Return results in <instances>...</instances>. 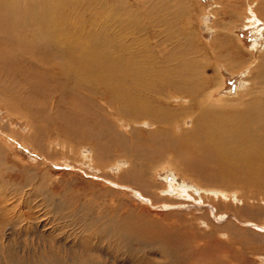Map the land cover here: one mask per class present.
Instances as JSON below:
<instances>
[{
  "label": "rangeland",
  "instance_id": "rangeland-1",
  "mask_svg": "<svg viewBox=\"0 0 264 264\" xmlns=\"http://www.w3.org/2000/svg\"><path fill=\"white\" fill-rule=\"evenodd\" d=\"M74 3H80V12L87 14L85 18L80 15L81 23L83 19L93 23L90 15L109 31L116 22L134 26V34L117 30L110 33L117 34V39L144 41L152 48L149 64L159 62L161 67L162 61L166 63L164 57L174 52L173 43H167L168 34L178 38L177 29H181L180 40L184 43L185 36L189 40L186 48L177 52L189 55L197 47L201 61L210 60L208 91L213 93L214 104L228 103V109L232 105L242 107L244 101L257 94L258 87L264 92V67L258 70L260 63L264 64V0ZM254 14L260 22L247 26ZM217 32H225L230 37L228 42L240 53L233 72L225 66L233 60L230 57L219 65L216 87L213 65L215 57L224 54L217 47L224 36ZM140 46L143 48L137 51L138 56L146 58L147 50L142 43ZM23 50L32 55L25 57L20 76L18 73L10 82L0 79V208L9 211L0 218V264L10 261L7 252H11L12 259L23 254L16 257L21 262L17 264H37L48 249L54 252L60 242L86 247L84 252L66 254L67 264H132L141 257L162 264L171 256L166 243H161L167 240L174 242L180 252V262L174 264H264V226L258 223L262 222L260 210L264 211V180L232 179L231 170H226V164H232L230 160L222 164L207 161L201 148L198 152L192 148L189 152L193 150L194 155L183 152L184 159L176 156L174 160L178 147L169 144L173 154L153 157L151 147L168 145V138L161 141L155 136L154 126L158 125L135 122L118 109L109 108L107 98L85 97L87 93L73 83L72 66L70 73L60 76L66 63L60 49L33 45ZM65 76L68 83L63 85ZM244 90L250 91L249 96ZM187 103L186 99L168 102L170 109L178 108L182 120L188 116L182 113ZM192 128L190 117L171 130L169 138ZM86 133L97 136L96 141L85 138ZM87 156L93 157V164L86 161ZM199 159L206 161L198 163ZM171 160L174 162L170 166L167 161ZM140 165L148 173L145 181H140L137 174ZM167 181L174 184V190L191 194L192 202L173 199L171 194V200L179 201L177 204L150 195L141 197L145 188L157 195L162 190L158 196L166 197L163 188L168 189ZM224 189L231 192L233 201L221 199L219 193ZM35 190L38 193H33ZM213 193L217 195L213 197ZM197 205L201 206L194 209ZM29 213L39 217L36 225L28 220ZM110 229L114 230L112 234Z\"/></svg>",
  "mask_w": 264,
  "mask_h": 264
},
{
  "label": "bare ground",
  "instance_id": "bare-ground-1",
  "mask_svg": "<svg viewBox=\"0 0 264 264\" xmlns=\"http://www.w3.org/2000/svg\"><path fill=\"white\" fill-rule=\"evenodd\" d=\"M74 2L76 0H0V39L2 38L0 43V79H7L10 82L11 78L14 80L18 77V73L20 76V68L26 60L25 57L28 56L30 58L32 55L28 50H23L26 46L56 47L63 52V58L66 60V63L61 67L60 76L65 75L67 72L70 73L72 66V79L75 80L73 83L87 93L85 97L94 99L96 97L107 98L106 104L109 108L118 109L121 114L132 118L135 122L141 121L142 125H151L153 123V125L159 126V128L154 126V134L161 141L168 138V145L156 148L151 147L149 152L152 153L153 157L165 158L167 155L173 154L172 148H168L169 144L178 147L174 151V160L176 156H179L177 158L179 160L184 159L185 157H181L184 154L183 152L187 156L194 155L193 150L192 152L189 151L194 148L195 152H198L201 148L207 161L210 160L222 164V161L230 160L229 163L232 164H226L228 166L226 170H228L227 172L231 170L233 176H229L232 179L251 178L257 181L264 180V92L262 87H258L257 94L254 97L251 95L252 100L248 101L245 98L247 101L243 102V98L241 100L243 102L242 107L241 105H236L237 107L233 105L229 107L227 105L228 109L226 107L228 103L214 104L215 101L212 100L213 93L208 91L210 79L212 78L207 75L210 60L201 61L202 59L198 57V54L201 55V51L197 47L194 49L193 54L190 53L191 55L177 52L186 48L189 40L186 36L183 37L184 43L180 40L181 29H177L178 38L170 34L167 36V43L168 45L173 43L174 52L164 57L166 63L162 61L163 59L161 60L163 67L159 65V62L153 61L149 64V51L152 48H148L144 41L141 42V40L134 38L127 40L124 37L117 39V34L110 33L113 31L116 33L115 30L117 32L126 31L132 33L134 26H128L124 22H116L112 25L113 30L109 31L106 26H99L90 15H88L89 19H93V23H88L84 19L81 23L80 15H83L79 10L81 5ZM84 11L87 12L86 9ZM85 14L82 18L86 17L87 14ZM154 14L157 15L156 13ZM251 18V20L248 19L247 26L255 25L256 21L260 22L259 19H256L257 15L255 14ZM94 29H96V32L92 33L91 30L93 31ZM225 30L226 28H224ZM135 33L140 34L141 31ZM218 34L224 36L222 40H218L219 45H217L224 54L216 56V63L213 65V72L216 78L213 77V79L217 80L214 85L216 87L219 85V65L230 57L233 60L227 61L225 66L228 71L233 72L237 66L235 61L240 53L237 46L235 47L234 45L233 47L232 43L228 42L230 37L225 32ZM192 38L190 41L193 43ZM141 43L147 50V56L146 58L144 57L145 61H143L144 58H139L137 53L140 47L143 48L140 46ZM65 48L66 52L63 51ZM222 66L224 67V65ZM261 67L263 68L264 64L260 63L258 70ZM263 81L259 80L260 83H263ZM61 82L63 85L68 83L66 76L63 77ZM243 92H245L246 96L250 94L249 90H244ZM185 99L188 103L182 113L187 114L189 117L187 116V118L185 117L182 120L178 108L170 109L168 102ZM87 102L89 103V99H87ZM13 108L7 105L8 110L12 111ZM215 110H218L217 113H214ZM190 117L193 123L192 131L184 129L185 132L178 135L177 138L170 139L171 130H175L178 124L183 125L185 119ZM79 120L82 124H86L80 118ZM134 121L129 123L132 124ZM145 121H150L151 123ZM86 134L85 138L90 141H96L97 136L91 133ZM192 134L194 135L192 136ZM201 149L200 151H202ZM188 159L191 163L193 162L191 157H188ZM86 161L94 163L93 157L87 156ZM203 161L206 160H197L198 163ZM171 162L174 161H167L170 166L172 165ZM93 167L102 171L97 166ZM137 169L140 181L147 180L148 173L146 169L141 167V165ZM167 182H169L168 189L163 188V194L166 197L158 196L162 190L157 195L153 192L150 193V189L146 191V188L143 189L141 197L146 198V195H150L154 199L157 198L158 201L169 204H177L179 202L171 200L170 194L175 196H173V199L184 198L191 201L194 198L191 194L174 190V184L170 181ZM131 189L135 194L136 191L130 186ZM184 189L186 190V188ZM33 193L38 192L35 190ZM230 193L224 189L219 195L221 199L223 198V201L230 202L233 201ZM212 195L215 197L217 193ZM198 206H194V209H198ZM260 211L262 222L258 223H260L262 228L264 226V211L262 209ZM8 212L0 208V218L5 217ZM27 217L34 225H36L37 218L39 219V217L36 216V218L35 215L30 213L27 214ZM226 218L228 217L226 216ZM108 232L112 234L114 230L110 229ZM162 242L166 243V250L171 255L170 259L162 264L179 263L181 257L177 254L180 252L177 253L178 249L173 245L174 242L172 243L169 240ZM85 249L86 247H83V245L73 247L60 242L55 245L54 252L52 249H48L44 254V258H41L37 264H67L66 254L84 252ZM6 255L10 259L7 264H17L19 260L16 257H21L23 254H18L14 259H12L11 252H7ZM61 258L63 259L61 260ZM152 260L149 257H141L136 258V262H132V264H154ZM22 264L35 263L24 261Z\"/></svg>",
  "mask_w": 264,
  "mask_h": 264
}]
</instances>
